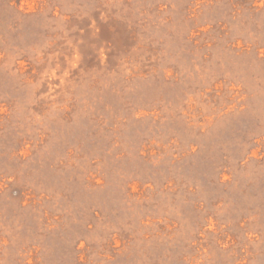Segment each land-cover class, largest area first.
I'll use <instances>...</instances> for the list:
<instances>
[{"label": "rangeland", "instance_id": "rangeland-1", "mask_svg": "<svg viewBox=\"0 0 264 264\" xmlns=\"http://www.w3.org/2000/svg\"><path fill=\"white\" fill-rule=\"evenodd\" d=\"M0 264H264V0H0Z\"/></svg>", "mask_w": 264, "mask_h": 264}]
</instances>
